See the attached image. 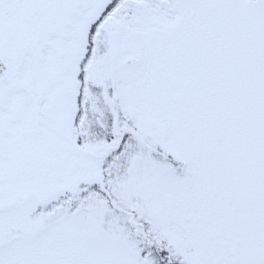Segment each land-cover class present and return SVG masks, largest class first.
Wrapping results in <instances>:
<instances>
[{
	"label": "snow or ice",
	"instance_id": "obj_1",
	"mask_svg": "<svg viewBox=\"0 0 264 264\" xmlns=\"http://www.w3.org/2000/svg\"><path fill=\"white\" fill-rule=\"evenodd\" d=\"M0 264H264V0H0Z\"/></svg>",
	"mask_w": 264,
	"mask_h": 264
}]
</instances>
